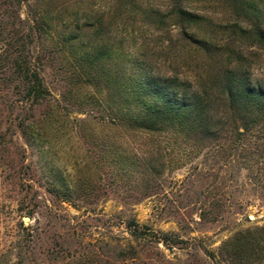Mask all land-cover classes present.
<instances>
[{
	"label": "rangeland",
	"instance_id": "obj_1",
	"mask_svg": "<svg viewBox=\"0 0 264 264\" xmlns=\"http://www.w3.org/2000/svg\"><path fill=\"white\" fill-rule=\"evenodd\" d=\"M51 2L0 0V264H120L116 240L135 247L136 264H264L261 130L198 143L111 124L106 105L70 83L58 36L67 23L57 30L56 13L42 15ZM93 2L118 8L84 5ZM191 9L210 21L201 31L216 46L210 57L181 40L171 17L152 25L128 11L103 38L131 60L146 54L154 74L178 76L193 92L223 64L264 87V48L237 31L246 24L217 4ZM96 31L83 33L97 42ZM27 70L42 78L43 99L23 85ZM122 153L130 167L117 163ZM131 221L149 228L144 238L131 236ZM237 238L249 241L247 253Z\"/></svg>",
	"mask_w": 264,
	"mask_h": 264
},
{
	"label": "trees",
	"instance_id": "obj_2",
	"mask_svg": "<svg viewBox=\"0 0 264 264\" xmlns=\"http://www.w3.org/2000/svg\"><path fill=\"white\" fill-rule=\"evenodd\" d=\"M51 1L42 15L47 18L56 13L57 30L62 27L61 20L65 19L67 23L65 29L69 31L58 32V36L60 51L69 60L70 83L77 92L83 90L92 96L96 103L103 102L106 105L104 117L111 124L129 133L183 137L198 143L217 141L224 135L233 143L256 128L261 130L264 139V87L252 84L245 71L223 64L199 91L193 92L192 86L178 76L154 74L151 64L146 61V54L140 53L138 59L131 60L121 47V52L117 53L103 38L112 22L117 18L121 20L128 11L152 25L162 24L171 17L173 24L180 28L181 40L210 57L216 48L211 42L213 38L205 32L206 37L201 36L202 27L210 26V21L191 8L217 4L230 8L246 24L238 26L237 31L264 48L263 0L261 9L255 0H112L118 7L114 14L111 10L91 8L95 2L86 7L84 0ZM158 3L172 8L168 16L152 9L157 8ZM121 8L129 9L121 12ZM88 27H96L97 37L102 38L91 42L83 33ZM22 81L34 100L44 98L47 90L39 74L27 70ZM261 147L264 148V142ZM129 159L122 153L117 163L124 169L130 167ZM145 167L149 173L155 169L153 164ZM129 228L136 240L144 238L145 230H149L147 227L140 229L134 221L129 223ZM151 234L158 242L167 244L168 236ZM236 244L237 249L248 252L249 241L237 238ZM115 247L120 264H136L135 247L131 244L125 246L117 240Z\"/></svg>",
	"mask_w": 264,
	"mask_h": 264
}]
</instances>
